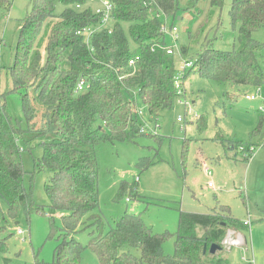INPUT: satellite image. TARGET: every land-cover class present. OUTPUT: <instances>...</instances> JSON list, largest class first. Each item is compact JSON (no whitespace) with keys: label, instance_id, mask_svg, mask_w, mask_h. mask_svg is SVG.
<instances>
[{"label":"trees","instance_id":"16d2710c","mask_svg":"<svg viewBox=\"0 0 264 264\" xmlns=\"http://www.w3.org/2000/svg\"><path fill=\"white\" fill-rule=\"evenodd\" d=\"M88 1L32 0L31 13L21 20L15 63L8 67L12 91L24 92L23 110L29 122L36 113L29 88H35V98L45 111L41 127L22 128L10 114L6 93L0 88V194L12 212L19 203L27 212L35 209L48 215L50 235L60 232L58 237L62 239L55 250V264H83L86 248L97 254L100 264H229L223 240L229 230L249 226L235 218L226 205L221 207L224 213L219 209L206 213L181 210L175 234L156 232L141 214L129 212L113 217L104 232L106 222L97 212L101 205L98 146L157 133H148L140 122L138 114L142 111L137 109L135 93L152 119L171 108L177 94L176 59L187 58L189 46L183 44L179 54H168L166 38L160 32L166 17L177 18L180 0H111L114 20L105 27L101 14L90 6L79 8ZM59 3L65 5L61 13L57 12ZM224 3L225 0H211L216 7ZM11 7L12 0H0V15ZM229 14L234 28L238 27V43L232 50L204 47L197 60L189 58L195 63L190 71L199 65L202 78L207 80L258 87L264 82V65L258 56L264 43L254 33L264 29V0H233ZM49 19L55 22L43 61L37 43ZM94 30L89 37V31ZM134 55H140V60L130 65ZM81 76L87 78L89 87L78 93L76 86ZM198 120L201 122L203 117ZM263 125L261 118L254 133H261ZM37 139L43 156L36 166L53 172L45 186L48 206L37 205L25 187L20 141L31 146ZM239 145L249 148L245 143ZM152 164L147 158L139 163L142 168ZM137 184L124 180L117 197L122 198L126 192L129 200L138 197ZM59 211L66 213L61 227L55 224ZM88 227H93L90 233L95 234L83 244L74 234ZM170 236L176 238L173 255L164 251ZM213 243L222 249L212 254ZM132 248L140 254H134Z\"/></svg>","mask_w":264,"mask_h":264},{"label":"rangeland","instance_id":"374dc122","mask_svg":"<svg viewBox=\"0 0 264 264\" xmlns=\"http://www.w3.org/2000/svg\"><path fill=\"white\" fill-rule=\"evenodd\" d=\"M100 2L88 1L79 8L90 6L93 10ZM233 0H225L222 7L212 6L211 0H180L176 19L167 18L168 25L178 27L179 38L166 36L168 46L180 49L189 46L187 58L197 60L198 53L206 46L221 50H232L238 43V27L234 28L229 9ZM32 0H12L9 12L0 15V88L6 93L10 114L19 121L22 128L41 127L45 107L35 97V88H29L35 118L29 122L25 117L22 103L23 91H12L13 82L8 67L15 63V53L21 34L20 23L32 10ZM65 5L59 3L57 12ZM54 19L44 22L37 43L42 60L47 55L46 44ZM264 43V29L254 33ZM264 65V47L258 53ZM181 58L176 59V66ZM69 65V62L66 63ZM200 66L191 70L183 79V96L174 98L173 106L159 114L158 119L150 118L138 93H135L140 122L148 133L134 140L103 142L98 146L100 165L99 190L100 209L97 210L106 222L104 232L109 229L113 217L125 212L141 214L144 222L154 231L176 233L181 210L190 212H211L223 205L231 208V214L239 219H251V229H231L232 236L241 238L242 243L229 244L224 255L229 264H264L261 246L264 244V128L259 134L254 131L264 112V82L256 87L237 86L202 78ZM81 93V92H80ZM254 95L251 99L246 97ZM178 117L182 121H178ZM203 117L199 122L198 118ZM99 125L101 121L97 122ZM264 126V125H263ZM238 143L253 146L248 153L240 150ZM25 169V187L37 205H50L45 186L53 172L36 166L43 156L40 139L31 146L20 141ZM153 162L142 168L141 159ZM204 164L211 167L210 177L204 171ZM137 181L139 196L128 200V192L118 198L122 182ZM213 180L214 187L208 182ZM63 213L55 214V224L63 225ZM257 225L255 232L252 227ZM93 227L74 234L75 238L87 244L94 236ZM22 229L24 234H18ZM51 220L48 215L35 209L30 212L17 203L14 212L0 194V264H55L59 234L51 236ZM227 234V235H228ZM175 236L164 243L166 254L175 252ZM247 241V244L245 243ZM4 245V246H2ZM256 245L258 246L256 250ZM137 256L140 251L131 249ZM83 264H100L97 254L90 248L82 253Z\"/></svg>","mask_w":264,"mask_h":264},{"label":"built area","instance_id":"2783aa9c","mask_svg":"<svg viewBox=\"0 0 264 264\" xmlns=\"http://www.w3.org/2000/svg\"><path fill=\"white\" fill-rule=\"evenodd\" d=\"M91 2H100L101 6L96 8V13L101 14L102 16V26L105 27L106 25H108L112 20H114V4L111 0H89ZM167 19V17L165 18ZM96 32V30L94 31H89V37H91L94 33ZM160 32L164 34L165 38L167 35H170L174 40H177L179 38V32H178V27L174 24L171 23L170 25H168V23L165 21H163L160 25ZM165 48L168 54H175V53H180V49H176L175 46H168L167 43L165 44ZM140 60V55H134L130 58L129 63L130 65H135L137 61ZM195 66V63L192 59L189 58H182L181 59V64L179 65V67H177L176 69V74H175V78H174V84H175V89H176V93L177 95L183 96L184 94V90H183V79L186 76L187 72L190 71L191 68H193ZM89 87V83L86 77L81 76L77 86H76V92H82L84 91L86 88ZM246 97L248 98H255L254 95H248L246 94ZM260 110L262 112H264V105L261 106ZM178 121H182L181 117H178L177 119ZM159 128V124L156 122L155 124V130L154 132H157V129ZM145 129V127H144ZM143 129V130H144ZM240 148V150L242 151H246L247 153H250L253 151L254 147L253 146H249V148H247L245 145H239L238 146ZM205 173L208 176H212L213 175V170L211 169V167H209L208 165L204 164L203 166ZM208 185L210 187H214V182L213 180H210L208 182ZM129 200V199H128ZM244 224L246 225H251V219L247 218L244 221ZM18 234H24V231L22 229H18L17 230ZM231 232L229 231V234ZM227 235L226 238L223 240V245L224 246H228L229 244L232 243H236L239 244L241 243L242 240H240V238L238 236H232V235ZM229 249V247H228Z\"/></svg>","mask_w":264,"mask_h":264},{"label":"crops","instance_id":"0c3cea01","mask_svg":"<svg viewBox=\"0 0 264 264\" xmlns=\"http://www.w3.org/2000/svg\"><path fill=\"white\" fill-rule=\"evenodd\" d=\"M241 87H244V86H241ZM247 218H245L244 220H241V221H245ZM249 226V225H248ZM249 228L251 229V226H249ZM255 228H257V225L256 226H254V228L252 227V229H253V232H255ZM230 231H232V230H230ZM240 240H241V238H240ZM241 243H242V241H241ZM245 243L247 244V241L245 240ZM257 248H258V246L256 245V250H257ZM227 250H229L228 249V247H226L225 246V251H227ZM261 251L263 252V255H264V244L261 246ZM248 262H250V261H248ZM258 264V263H257Z\"/></svg>","mask_w":264,"mask_h":264},{"label":"water","instance_id":"95a60500","mask_svg":"<svg viewBox=\"0 0 264 264\" xmlns=\"http://www.w3.org/2000/svg\"><path fill=\"white\" fill-rule=\"evenodd\" d=\"M222 249V246L217 244V243H213L210 247V253H215L217 250Z\"/></svg>","mask_w":264,"mask_h":264}]
</instances>
